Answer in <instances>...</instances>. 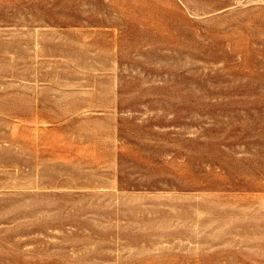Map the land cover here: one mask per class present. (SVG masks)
Wrapping results in <instances>:
<instances>
[{
	"label": "rangeland",
	"instance_id": "obj_1",
	"mask_svg": "<svg viewBox=\"0 0 264 264\" xmlns=\"http://www.w3.org/2000/svg\"><path fill=\"white\" fill-rule=\"evenodd\" d=\"M0 264H264V0H0Z\"/></svg>",
	"mask_w": 264,
	"mask_h": 264
}]
</instances>
